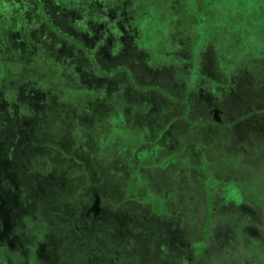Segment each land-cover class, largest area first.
<instances>
[{"label": "rangeland", "instance_id": "obj_1", "mask_svg": "<svg viewBox=\"0 0 264 264\" xmlns=\"http://www.w3.org/2000/svg\"><path fill=\"white\" fill-rule=\"evenodd\" d=\"M24 1L0 0V64L9 63L0 68V145L11 149L7 158L0 147L1 261L264 264L251 255L256 242L236 237L242 196L227 184L229 163L247 170L239 180L251 190L253 176L264 177V0H204L201 10L186 0L197 16L190 67L172 0ZM126 5L145 19L115 26ZM210 46L216 72L206 80ZM121 68L143 89L139 101ZM186 89L200 103L190 116L184 101L166 100ZM136 135L138 148L127 150ZM205 147L229 162L216 154L210 163ZM223 164L226 184L203 170ZM203 221H216L204 240Z\"/></svg>", "mask_w": 264, "mask_h": 264}, {"label": "trees", "instance_id": "obj_2", "mask_svg": "<svg viewBox=\"0 0 264 264\" xmlns=\"http://www.w3.org/2000/svg\"><path fill=\"white\" fill-rule=\"evenodd\" d=\"M203 1L204 0H197L200 10L202 8ZM24 2L29 3L30 0H26ZM186 4H187L186 0H172V2L170 4V10L177 17V19L175 20V23H174V25H175L174 31L177 33L179 42L182 45V48L180 49V53L185 58V64H187V66L190 67V66H192L191 31L194 28L195 23L197 22V16L196 15L195 16L187 15V13L185 11ZM122 10L125 11V14L123 13L121 15H115L116 18L121 17V20H116V19L114 20L115 26H119L120 24H124L127 26L130 21H135V22L142 21L146 17V13H141V12L137 11L136 9L131 8L129 5L128 6L126 5ZM106 13H109V11ZM28 14L32 17V15H34V11L31 9L28 11ZM33 19H35V18L32 17V20ZM51 20H52V18H51ZM124 20H125V22H124ZM32 24H34L33 21H32ZM43 24H45V23H42L41 24L42 26L35 29L36 32H34L36 34V36L39 38L42 36H45L46 33L48 32V31L42 30V27H44ZM47 30H49V29H47ZM14 62L15 61H12V64ZM3 67H5V70H6L7 68H9V63L7 62V64L6 65L4 64V66H2L0 64V68H3ZM202 68H203L202 73H204L206 75L203 77H206L205 78L206 80H211L213 78V74H215V72H216L215 52L213 50V46L209 47V51H208L207 57L205 58V63H204ZM121 70H124V69L121 68ZM124 73H127L130 84L132 85V87H134L135 92H134L133 96H134L135 100L139 101L141 98V94L143 92V89L141 87H139V85H137V80L129 72V70L127 72L124 70V72H122V74H124ZM4 74H5V71H4ZM2 81L3 80L1 79L0 83H2ZM150 90L156 91L157 93H159L161 91V89H150ZM180 95L181 96H178V95L174 96L171 94V97H169V96L166 97V100L169 103L174 104V102L176 101L175 98L178 97L179 100L182 102L184 101V103H183V105H181L180 103H178L177 105L182 106V108L184 109L185 114L187 116L192 115L193 112L200 107V103L195 98H193V94H191L189 92V90H187V89L184 93H181ZM0 96H1V89H0ZM31 112L35 118L39 117V119H40V116L41 117H42V115L44 116V114H42L40 112H36V110H33ZM260 117L263 118L264 113L261 114ZM166 126H168V123L166 124ZM185 126L189 128V127H192L193 125L190 122H188L187 120H185ZM8 131H9V133H8ZM8 131H6L8 134L15 133V129L13 127H10V130H8ZM140 138H141L140 136L136 135L135 137H133V139L127 140L126 143H124L125 145H127V150H129L131 148H135V144L137 141H139ZM140 140H142V139H140ZM124 144H120L119 146H121V145L125 146ZM179 145L183 146L184 144L182 143V141H179ZM0 147H1V149H5L6 152H4V154H6L7 158H8V156H11V149L7 143L1 144ZM173 147H175V146H173ZM137 148H138V146L134 150H136ZM166 152H173L167 156V158L165 159L166 162L167 161L168 162L173 161V159H174L173 157L178 156L176 153V150L174 148L172 150H169ZM201 153L203 154V157L207 156L209 158V162H210V160H214V156H216V154L219 155L220 157H222V160H221L222 162L226 161L225 156H227V155L221 154L220 152L216 151V149L214 150L213 147H205L204 149L201 150ZM4 159H6V158L1 157L2 161H4ZM184 159H188L189 162L186 163ZM184 159H182L181 164H184L185 166H187V165L191 166V164H193L191 162L192 157H191L190 153L188 154V156H185ZM201 162H202V160H201ZM226 162H229V161H226ZM230 164H231V175H230V179H229L230 182H227V184H229V185L231 184V185L236 186L240 190V193L242 196V202H240V204L235 205V207L233 209L234 214H235V221H238V223L241 221V223L239 224V227L236 228V232H237L236 237L242 238L241 234H244L246 236V242L249 240V243H251V245H252V242H256L254 245H256V244L257 245H256V247L254 246L251 255L253 257L255 255L253 260L256 258L257 262L264 263V177H263L264 173L261 172L263 174V176H262L263 178H260V179H259V177L253 176V178H258L259 184L255 190H251L248 187L247 181L243 182V181L239 180L241 177L246 178V176L248 175L247 170L242 165H237L236 163H235L236 165L232 164V163H229L228 165H230ZM202 165H203V162H202ZM202 165L200 167H203ZM224 165L225 164L219 166V168L218 167L217 168L212 167V165H208L206 169L203 167V170L206 173V175L211 174V172L214 171L213 175L216 178H221V179L226 178V180H228V177H223L224 176L223 175L224 174V168L228 166V165L227 166H224ZM185 166H182V168H184ZM257 175L260 176V174H257ZM135 179H133V180H135ZM224 179L218 180L219 183L226 184L223 182ZM134 183H135V181H134ZM253 183L256 184V182H253ZM71 184H73V182ZM135 190H136L135 187L134 188L130 187L128 191L134 192ZM243 198H245V200H243ZM215 209H216V207L214 206L212 208L211 212L213 213V211H217V209L216 210ZM220 214H221V212L219 214H217L218 216L216 215L215 218H218V219L222 218V216ZM222 214H224V213H222ZM215 222L216 221H203L202 222L203 224L205 223L206 228L204 229L203 234L199 235L202 237V238L200 237L201 239L204 240L205 238H211V235L213 233L209 229V225L211 223L215 224ZM236 224H237V222H236ZM201 227L202 226L200 224V228ZM239 228L241 230H239ZM3 251H5V247H4ZM207 252L208 251H206V253ZM259 257H260V259H257ZM1 260H4V259L0 258V264L11 263L10 261L8 262V261H1ZM252 262L253 261L251 259L250 260H244L242 262V264H251Z\"/></svg>", "mask_w": 264, "mask_h": 264}, {"label": "flooded vegetation", "instance_id": "obj_3", "mask_svg": "<svg viewBox=\"0 0 264 264\" xmlns=\"http://www.w3.org/2000/svg\"><path fill=\"white\" fill-rule=\"evenodd\" d=\"M3 150V149H2Z\"/></svg>", "mask_w": 264, "mask_h": 264}]
</instances>
